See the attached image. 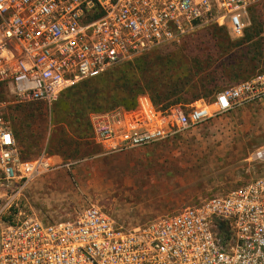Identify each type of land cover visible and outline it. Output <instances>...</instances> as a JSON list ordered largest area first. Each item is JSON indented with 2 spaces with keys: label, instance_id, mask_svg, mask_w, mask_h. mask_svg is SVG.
Listing matches in <instances>:
<instances>
[{
  "label": "built area",
  "instance_id": "1",
  "mask_svg": "<svg viewBox=\"0 0 264 264\" xmlns=\"http://www.w3.org/2000/svg\"><path fill=\"white\" fill-rule=\"evenodd\" d=\"M260 0H0V264H264V176L145 224L125 227L89 203L45 223L20 208L26 186L60 168L45 151L23 158L8 107L51 104L66 89L197 29L239 38ZM264 99V73L209 99L166 105L145 92L131 108L92 112L107 151L147 146ZM264 162V146L251 155Z\"/></svg>",
  "mask_w": 264,
  "mask_h": 264
},
{
  "label": "rangeland",
  "instance_id": "2",
  "mask_svg": "<svg viewBox=\"0 0 264 264\" xmlns=\"http://www.w3.org/2000/svg\"><path fill=\"white\" fill-rule=\"evenodd\" d=\"M244 22V32L260 35L234 50L227 47L228 40L236 41L244 32L236 38L225 29H197L180 44L161 45L111 66L88 78L87 85L63 91L51 104L10 105L8 117L23 157L45 151L61 164L26 186L21 210L53 223L71 219L95 203L119 224L134 227L264 176V162L251 159L264 146V99L212 117L171 139L121 151L104 150L93 141L89 114L97 111L78 112V100L95 88L101 90V98L115 100L110 99L117 94L112 82L102 80L110 72L123 81L130 79L132 91L143 88L160 96L169 95L175 83L180 87L182 78L198 85L200 76L208 74L216 79L212 85L218 92L234 85L219 77V70L229 66V57L248 65L249 78L264 73V0L249 7ZM117 90L126 92L122 86ZM12 100L11 92L0 87V101ZM117 106L124 103L113 107Z\"/></svg>",
  "mask_w": 264,
  "mask_h": 264
},
{
  "label": "trees",
  "instance_id": "3",
  "mask_svg": "<svg viewBox=\"0 0 264 264\" xmlns=\"http://www.w3.org/2000/svg\"><path fill=\"white\" fill-rule=\"evenodd\" d=\"M217 29L221 30L224 28H217ZM259 35L260 34L257 31L251 33V32H249V30H247V32H244V36L239 38L238 40H236V41L228 40L227 47L230 49V51L234 50V49L240 47L241 45H243L245 43H250V42L255 41ZM229 59H230L229 66L222 67V69L219 70L220 71L219 77L224 76V80H226L227 83H235L236 84L240 81L248 79L251 76V71L248 68V65L242 64L241 61H239V62L231 61V57H229ZM254 59H255V57H253L250 61H252ZM214 73L215 72H213V74ZM190 79L191 78H186V80H185V78H182L179 82L181 85L180 87L178 86V88H177V84L175 83L174 89L172 90V92L169 95L166 94L164 96H160V95H158V94H156L150 90L148 91V90L143 89V88H139V90H137V91H132L131 86H129V82L131 81L130 79H125V81H126L125 82V81L121 80V78L117 77L116 75H113L110 72V73H107L106 76L102 77V80L112 82L113 90L117 91V94L114 98H110V99L111 100L115 99V100L112 101V103L109 102L110 100L106 101L104 98H101V95H100L101 90L95 88V89L90 91L91 92L90 94L89 93L87 94L86 98H82L81 100H78V105H79L78 112L82 113V115H86V114L90 113L91 111L109 110V109L115 108L113 106L123 104V103H124V107L131 108L135 105L136 97L139 94L145 93V92L149 93L156 103L165 104V106L170 105V104L179 103L181 101H186L189 103V102H192L196 99L205 97V94L211 95V94H214L215 92H218V91H216V84L212 85L216 81V79L213 76L210 77L209 74L204 75V76H200V80H199L198 85H193V84L189 85ZM86 80H83V81L75 84L74 86H72L68 89L80 87V86L86 84ZM183 80H185V82H182ZM121 86L125 87L126 92H122V91L117 90ZM188 88H190V89H188ZM68 89H66V90H68ZM190 92H192V93H190ZM130 94H131V96H130ZM188 94H191V99L186 98V96ZM121 107H123V106H121ZM89 128L91 130L90 124H89ZM91 133H92V131H91ZM21 155H22V153H21ZM22 157H23V155H22Z\"/></svg>",
  "mask_w": 264,
  "mask_h": 264
}]
</instances>
